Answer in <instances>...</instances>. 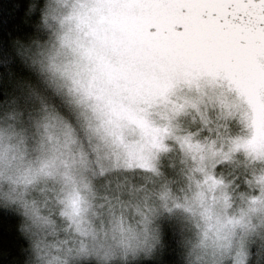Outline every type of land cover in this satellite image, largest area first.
Segmentation results:
<instances>
[{
    "label": "clouds",
    "instance_id": "9594fccd",
    "mask_svg": "<svg viewBox=\"0 0 264 264\" xmlns=\"http://www.w3.org/2000/svg\"><path fill=\"white\" fill-rule=\"evenodd\" d=\"M0 264H264V0H0Z\"/></svg>",
    "mask_w": 264,
    "mask_h": 264
}]
</instances>
